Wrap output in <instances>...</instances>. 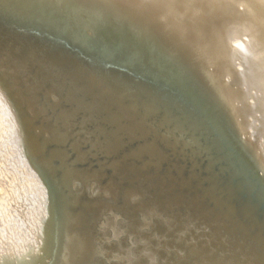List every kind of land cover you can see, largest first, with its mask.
Returning a JSON list of instances; mask_svg holds the SVG:
<instances>
[{
    "label": "bare ground",
    "instance_id": "1",
    "mask_svg": "<svg viewBox=\"0 0 264 264\" xmlns=\"http://www.w3.org/2000/svg\"><path fill=\"white\" fill-rule=\"evenodd\" d=\"M80 1L85 15L99 23L93 25L107 30L116 28L111 20L130 23L129 35L137 33L152 38L177 63L191 68L218 104L230 131L237 134L241 142L238 146L264 171V0ZM88 1L105 5L112 14L93 9L87 5ZM127 45V51L139 53L130 43ZM122 53L130 57L128 52ZM90 74L83 68L80 73L76 69L70 72L68 80L74 93L67 91L63 98L73 102L71 109L58 105L60 96L49 73L27 75L21 89L11 82L7 90L21 115L17 117L22 128L20 139L15 137L12 113L0 93V264H35L41 253H47L51 241L47 234L58 228L55 236L60 253L53 264H141L143 259L149 264H221L212 255L227 260L228 264H243L246 249L232 242L236 236L232 234L228 249L221 237L211 232L216 231L211 223L221 224L216 219L195 217L191 232L173 231L170 235L163 223L152 219L158 214V205L165 202L184 206L185 200L199 204L207 198L215 203L218 216H222L221 206L230 211V199L225 193L228 188L236 192V188L223 183V193L210 191V183L216 178L208 166L219 159L210 150L205 155L206 162L194 164L196 172L189 171L192 179L206 188V191L201 188L199 196L182 199L177 193L169 194L166 185L160 182L145 183V176L124 171L117 176L118 181L127 180L130 185L119 199L117 181L95 180L88 188L86 156L90 155L99 167L102 155L116 153L117 163L139 159L146 166L135 149H121L115 135L109 136L110 139L97 136L89 140L85 121L94 118L95 128L107 127L108 137L111 128L130 122L137 117L140 110L137 106H143L142 99L131 95L123 84ZM103 93L107 97L102 98ZM89 111L93 112L91 117L87 115ZM139 139L140 135H132L128 142ZM160 141L172 143L165 137ZM51 142H55L53 150L43 156L42 148ZM139 148L146 154L159 155L148 139L143 138ZM52 160L60 168L61 181L52 174ZM34 168L50 177V187L54 188V205H50L52 211L46 217L44 188ZM175 179L178 190L188 188V176L184 179L176 175ZM66 184H75V191L67 192V202L57 203V215L55 188H65ZM127 195H134L136 200L126 201ZM201 206L203 210L208 208L205 204ZM105 207L113 208V213L100 217ZM116 211L121 218L115 215ZM241 211L251 214L242 207ZM95 226L99 231L94 230ZM105 231L113 239L104 242ZM129 235L131 240H126ZM199 242L215 248L209 251L196 245ZM107 257L113 259L108 261Z\"/></svg>",
    "mask_w": 264,
    "mask_h": 264
},
{
    "label": "water",
    "instance_id": "2",
    "mask_svg": "<svg viewBox=\"0 0 264 264\" xmlns=\"http://www.w3.org/2000/svg\"><path fill=\"white\" fill-rule=\"evenodd\" d=\"M26 1L29 3L0 0V93L12 113L15 137L20 139L22 128L20 119L17 118L21 117L18 107L12 102L7 90L11 82L21 89L27 75L49 73L56 84L54 89L60 96L58 105L63 108L68 106L70 109L74 104L63 98V95L70 90L74 93L72 83L68 80L72 70L76 69L80 73L83 68L87 74L103 77L113 84H123L122 87L131 95L142 99L143 106H137V110L140 109L137 117L130 122L117 123L108 131V137L107 127L95 128L94 118L87 120L85 124L89 140L93 141L97 136L99 139H110L109 136L115 135L119 138L117 144L121 149H135L146 166L139 159H125L122 163H117L116 153L102 155L103 163L99 167L90 155L86 156L88 188L95 180L106 183L117 181L119 199L124 189L130 185L127 180L118 181L117 176L124 171L139 177L145 176V183L157 185L160 182L166 185L169 194L177 193L182 199L199 196L201 188L205 191L206 188L192 179L189 171L191 169L196 172L194 164L203 165L207 160V150H210L219 158L208 166L209 172L216 178L210 183V191L223 193V183L236 188V192L228 188L225 193L230 199V211L221 206L222 216H218L215 203H210L207 198L204 203L199 204L185 200L184 206L165 202L162 206L158 205V214L155 218L152 216V219L163 223L168 235L173 231L191 232L195 217L206 221L216 219L221 224L211 223L216 230L211 232L217 233L228 245V249L232 234L236 236L232 242L246 249L243 264H264V171L247 151L238 146L241 142L237 134L230 131L229 125L218 111V104L207 93L194 71L185 64L177 63L152 38L137 33L129 35L130 23L111 20L116 28L110 27L107 30L93 25L97 21L86 16L80 9L83 5L80 0L75 3L65 0ZM87 5L93 9L100 8L107 15L111 13L101 3L88 1ZM133 31H136L135 28ZM137 31L139 32L138 29ZM129 43L139 51L138 54L126 50ZM122 50L128 52L130 57L123 54ZM45 58L49 60L48 63L43 62ZM92 74L90 75L93 76ZM104 97L107 96L103 93L102 98ZM87 115L91 117L93 112L89 111ZM137 134L140 135L139 140L128 142L130 136ZM161 137L172 143L163 144ZM143 138L152 142L159 150V155L146 154L144 149L139 148ZM54 145L55 142L45 144L42 155L47 156ZM21 156L25 158L22 151ZM52 161V174L61 181L60 168L58 165L54 166L55 161ZM33 170L44 188L46 217L51 213L50 205L53 206L55 201L54 188L50 187L52 180L50 177L46 178L42 170ZM176 175L184 179L188 176V188L178 190ZM74 189L75 184L55 188L57 215V203L67 202V192L73 193ZM125 199L136 200L134 195H127ZM179 203L183 204V201L179 200ZM201 204L208 208L203 210ZM241 207L248 209L251 214L243 213ZM112 213L113 208L105 207L100 217H109ZM115 215L122 217L117 211ZM145 219L148 217L145 216ZM58 230L59 228L47 234L51 238L49 248L47 253L44 251L37 257L35 264H52L56 261L60 253L55 236ZM94 230L99 231L97 226ZM103 235L104 242L113 239L109 231H105ZM128 239L131 240L130 235L127 236L126 240ZM200 242L196 245H203L209 251L215 248ZM141 255L143 256L142 252ZM212 257L221 264H228L223 258ZM112 259L109 257L108 261ZM141 264H149V261L146 263L143 259Z\"/></svg>",
    "mask_w": 264,
    "mask_h": 264
},
{
    "label": "clouds",
    "instance_id": "3",
    "mask_svg": "<svg viewBox=\"0 0 264 264\" xmlns=\"http://www.w3.org/2000/svg\"><path fill=\"white\" fill-rule=\"evenodd\" d=\"M101 227H103V225Z\"/></svg>",
    "mask_w": 264,
    "mask_h": 264
}]
</instances>
